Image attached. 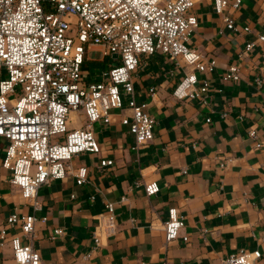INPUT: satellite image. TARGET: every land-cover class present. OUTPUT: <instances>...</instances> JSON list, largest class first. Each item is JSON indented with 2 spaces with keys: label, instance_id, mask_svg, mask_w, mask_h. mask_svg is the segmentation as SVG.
Returning a JSON list of instances; mask_svg holds the SVG:
<instances>
[{
  "label": "crops",
  "instance_id": "1",
  "mask_svg": "<svg viewBox=\"0 0 264 264\" xmlns=\"http://www.w3.org/2000/svg\"><path fill=\"white\" fill-rule=\"evenodd\" d=\"M233 1L228 0L221 15L214 12L213 0H196L191 9L197 26L187 47L216 65L210 74L198 75L209 84L205 104L172 97L189 71L179 59L141 57L131 76L133 100L145 104L144 112L155 122L152 140L131 150L132 136L120 124L129 114L125 109L110 111L107 125L92 124L98 153L72 157L63 179L37 189L40 210L33 213L31 238L23 237L18 225L4 223L12 213L32 212L0 167V229L5 230L0 264H13L11 238L30 245L41 263L50 264H220L238 250H258L257 264H264V41L255 39L264 37V0H240L236 10L230 7ZM222 16L233 20L234 32L224 28ZM247 42L253 47L240 56ZM91 53L100 55L97 63L109 57L100 47H86V79L117 62L111 56V64L88 71L84 63L93 62ZM230 65L239 69L236 83L220 79ZM3 147L0 140V162ZM100 160L112 164L99 169ZM81 166L86 180L76 186L73 170ZM149 182H155L158 192L146 197L143 185ZM105 203L114 204L117 231L93 248L91 233ZM169 208L183 218L178 235L187 238L185 243L164 242L162 223ZM56 229L61 235L49 239Z\"/></svg>",
  "mask_w": 264,
  "mask_h": 264
},
{
  "label": "built area",
  "instance_id": "2",
  "mask_svg": "<svg viewBox=\"0 0 264 264\" xmlns=\"http://www.w3.org/2000/svg\"><path fill=\"white\" fill-rule=\"evenodd\" d=\"M195 1L0 0V76L2 70L5 74L0 80V140L4 142L0 167L9 173V184L19 191L32 212L10 214L6 226L18 225L21 235L31 238L33 213L40 210L37 189L63 179L65 164L72 157L98 153L91 125H107L110 111H129L120 118V124L132 136L131 150L152 140L155 122L144 112L146 105L133 100L131 76L141 57L158 54L179 59L189 71L172 90V97L205 104L209 84L206 77L199 79L198 75L210 74L216 65L213 59L187 47L197 26L191 12ZM228 3L213 0L214 12L221 15ZM239 3L234 0L230 7L236 10ZM68 17L73 22L66 20ZM222 23L227 31L236 30L229 17L222 16ZM242 32L249 33V29L243 27ZM255 39L264 41L259 35ZM88 46L100 47L103 56L117 59L91 80H86L82 72ZM252 47V42H247L239 55L244 56ZM260 66L264 68V51ZM220 79L238 82V67L228 66ZM261 80V76L255 79L256 84ZM76 112L81 113L83 125L69 127V115ZM248 136L255 139V132L250 131ZM111 164L100 160L98 168ZM86 175L85 167L73 170L75 185H83ZM157 192L155 182L143 185L146 197ZM183 227L177 210L167 209L162 223L165 244L174 240L185 243L187 238L178 235ZM116 231L114 204L105 203L91 233L93 248L103 246ZM60 235L61 230H53L49 239ZM4 243L5 230L1 228L0 247ZM8 244L13 264H50L41 263L30 245L21 244L18 238H11ZM259 257L258 250H238L220 264H257Z\"/></svg>",
  "mask_w": 264,
  "mask_h": 264
},
{
  "label": "rangeland",
  "instance_id": "3",
  "mask_svg": "<svg viewBox=\"0 0 264 264\" xmlns=\"http://www.w3.org/2000/svg\"><path fill=\"white\" fill-rule=\"evenodd\" d=\"M66 20H68L70 22H73V18L72 17H68V18H66ZM88 57L93 61V62L87 63V65H85V63H84V67L88 71H89V69H93L92 67H94V66H102V67H104V66L107 65V63L111 64V62H112L111 56H109L108 58H106L103 61V63H100V62L97 63L96 61H98V59L100 58V55L98 53H91V54L88 55ZM89 67H91V68H89ZM82 68H83V66H82ZM105 68H102L99 71L101 72V71L105 70ZM4 76H5V74H4V71L2 70L1 71L0 80L3 79ZM91 79L89 77H87L86 80H91ZM82 125H83V118H82V115H81L80 112H76V113H73L72 115H69V127H71V126L79 127V126H82ZM52 140H54V138H52Z\"/></svg>",
  "mask_w": 264,
  "mask_h": 264
},
{
  "label": "water",
  "instance_id": "4",
  "mask_svg": "<svg viewBox=\"0 0 264 264\" xmlns=\"http://www.w3.org/2000/svg\"><path fill=\"white\" fill-rule=\"evenodd\" d=\"M113 58H115V56H112Z\"/></svg>",
  "mask_w": 264,
  "mask_h": 264
},
{
  "label": "bare ground",
  "instance_id": "5",
  "mask_svg": "<svg viewBox=\"0 0 264 264\" xmlns=\"http://www.w3.org/2000/svg\"><path fill=\"white\" fill-rule=\"evenodd\" d=\"M70 115H72V114H70Z\"/></svg>",
  "mask_w": 264,
  "mask_h": 264
}]
</instances>
